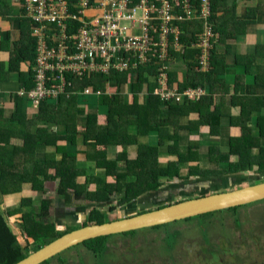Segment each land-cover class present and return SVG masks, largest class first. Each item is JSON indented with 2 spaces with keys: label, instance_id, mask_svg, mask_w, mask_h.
Returning <instances> with one entry per match:
<instances>
[{
  "label": "trees",
  "instance_id": "16d2710c",
  "mask_svg": "<svg viewBox=\"0 0 264 264\" xmlns=\"http://www.w3.org/2000/svg\"><path fill=\"white\" fill-rule=\"evenodd\" d=\"M26 14L24 12L22 18L25 20L27 28L20 30L21 39L13 44L10 51L11 59L6 70L7 72H17L20 76H22L21 65L27 62L33 65L36 59V40L31 31L32 23L26 18ZM189 27L190 24L181 27L182 44L186 49L178 54L172 53L177 64L182 60L186 62L188 57L193 60L191 64H188L190 79L179 88L184 90L203 87L208 91L207 96L200 101L188 102L184 100L180 103L158 98L154 95L157 83L156 79L154 80L156 72L152 66L139 68L136 78L133 77V72L112 73L109 76H86L84 80L75 83V86L78 91L86 87H91L93 91L102 90L104 94L98 97L97 105L84 109L78 102L79 95H73L69 98L64 96L56 102L44 101L37 110L36 122L46 118L45 125L55 123L59 125V128L57 133L53 132L52 136L47 135L46 138L45 130L47 131L49 126H46L44 131L40 130L41 128L38 129L36 135L33 136L34 143H31L30 146L35 145L36 147L40 143H48L56 148V153H62V157L60 159L50 158L48 155L43 164H39L36 160L25 163L28 170H25L24 177L21 174L18 178H7L6 156L0 157L2 160L0 194H6L8 188H15L17 184L21 186L23 183H27L30 184L33 192H38L43 196L47 194L44 189V181L52 180L59 182L57 195L64 197L66 205L72 204L74 198L103 203L109 202L112 196L119 198V205H123L149 190L157 189L172 179H182L181 169L184 164H189L186 178L190 176H223L242 171H254L256 168L258 171L255 173L264 174V143L260 138L256 140L252 136L253 125L249 129L244 126L243 135L239 138H232L231 154L229 155L232 156L233 153H236L240 158L237 163H231L228 169H204L199 156L200 144L184 145L182 143V134H199L202 126H210V133L215 136L220 133L222 127V115L218 113V103H216L217 98L215 97L216 84L220 81L217 75L220 74L222 59L219 57L216 60V52L213 50L209 72L201 71L197 63L199 51L193 49L190 51L191 44L185 38L188 36ZM30 70L32 72V68ZM2 72L4 71L2 70ZM31 72H29V79L25 85L27 89L33 85ZM174 76L171 73L170 80L175 82ZM1 78L3 79V77ZM108 83L111 86L110 90L114 92L113 96L106 93ZM126 87L131 96L124 93ZM23 105V100H15L16 110H21ZM0 115H2L1 108ZM240 115L245 119L250 114L242 112ZM260 118L255 127L260 128L258 133L262 138L264 137V118ZM79 119L83 122H78ZM30 123L26 116L13 114L11 118L6 119L0 125V142L5 141L3 133L6 134L12 129L19 133L24 130V125ZM245 124L253 123L250 119ZM171 126H174L173 134L170 133ZM149 133L157 134L158 143L155 145L140 144L139 137L149 136ZM4 143L7 144L6 141ZM80 143L85 146L96 145L98 147L92 158L97 163V169H103V171L100 175L87 177L83 184H76V178L86 174L84 169L75 171L74 158L81 152L78 148ZM111 147L114 148L113 159L108 157ZM253 147L259 149L258 155L253 154ZM216 155H220V151L210 146L209 161L217 162L214 159ZM229 155L224 156L225 161L222 162H229ZM162 156H172L173 159L168 160L166 164H161ZM50 168L55 169V175L48 174ZM70 178H72V183L68 182ZM92 183L97 185L94 191L89 190ZM32 202L31 198H23L18 210L7 214L13 215L26 211L22 215L23 224L20 226L27 238L33 241L34 247L31 252H35L69 231L57 230L56 225L59 222L49 214L52 203L50 200L42 201L39 212H32ZM114 209L111 207L110 211L113 212ZM106 215V211L102 212L95 208L90 211L80 227L108 222L109 219ZM77 228L79 227L75 229ZM159 229L161 227L153 228V230ZM137 232L126 233L123 236L134 237ZM111 237L115 236L98 238L81 245L87 248L93 258L103 257L109 252L108 243ZM28 249V245L25 246L18 241L9 225L8 217L0 213V264L20 262L31 253L27 251ZM50 261L44 264H50ZM214 261L216 264H222L216 254L209 264H214ZM62 264H64L63 261Z\"/></svg>",
  "mask_w": 264,
  "mask_h": 264
},
{
  "label": "built area",
  "instance_id": "2783aa9c",
  "mask_svg": "<svg viewBox=\"0 0 264 264\" xmlns=\"http://www.w3.org/2000/svg\"><path fill=\"white\" fill-rule=\"evenodd\" d=\"M23 2L36 40L33 86H24L12 95L29 100L35 110L44 101L56 102L64 96H102V90L93 91L91 87L77 90L75 83L86 76L133 72L136 78L137 70L147 66L155 69L154 95L162 100L196 102L208 94L203 87L180 90L171 84L170 73L175 63L172 53L186 49L181 27L194 22L201 33L190 48L199 51L201 71L209 72L212 51L219 42L213 0ZM110 87L108 83L106 93L113 96Z\"/></svg>",
  "mask_w": 264,
  "mask_h": 264
},
{
  "label": "crops",
  "instance_id": "0c3cea01",
  "mask_svg": "<svg viewBox=\"0 0 264 264\" xmlns=\"http://www.w3.org/2000/svg\"><path fill=\"white\" fill-rule=\"evenodd\" d=\"M22 2L23 0H0L1 66L2 64L6 65L10 61V51L13 48V44L19 42L21 39L20 30L27 28L25 20L22 18L25 12ZM213 20L216 25V32L219 35V42L215 45L214 49L216 50L214 52H216V60L219 57L222 59L220 61V74L217 75L220 81L216 84L215 94L217 98L216 103H218V113L222 115V127L220 133L215 136L211 135L210 126H202L199 134H182V143L184 145L189 143L200 144L199 155L201 161H209L210 146L218 148L221 153L229 154L232 148V138L241 137L244 126L246 129H249L245 122L250 119L257 120V118L261 119L260 117L264 118V0H213ZM7 24H10V31L3 33L5 31L3 27ZM191 24L194 25H190L188 30L189 37L187 36V42L190 44L197 41V37L201 33L197 23L194 22ZM190 51H192V48ZM9 57V61L6 62ZM192 61L188 57L186 60L187 63L185 60H182L178 62L179 64L175 62L172 66L171 73L176 78L175 82H172L176 86H183L190 79L187 65L191 64ZM1 66L0 103L2 115H0V125L6 119L11 118L13 114H21L23 117L26 116L27 121L31 123L26 126L24 125V130L19 133L14 132L13 129L9 130L6 134L3 133V138L7 144L4 143L5 141L0 142V157L6 156L5 161L8 164V168L6 169L7 178H18L21 174L24 177L25 170H28L25 163L36 160L39 164H43L48 155L50 158H59L60 154L56 153L55 147L48 143H40L36 147L35 145L30 146L31 143H34L33 136L36 135L40 128V130L44 131V128L49 126V129L47 131L45 130V138L47 135L52 136L53 129L50 124L55 123L45 125L46 118L36 122L35 118L38 115V111L33 109L31 102L27 99L11 95V93L14 94L26 85L32 65L29 62L21 65L20 73L22 76L17 72H7L6 70H3L5 73H2ZM255 82H258V84L255 85ZM112 93L114 94L113 91ZM124 93L131 96L127 87L124 89ZM15 100H23L24 105L21 107V110L15 109ZM89 107H93V105L89 106L85 104L83 106L84 109ZM242 112L250 115L244 119L240 115ZM54 127L59 128L58 125ZM258 130H260L259 127H253L252 136L258 137ZM170 133H174V126L170 127ZM152 136L157 137L158 143L157 134L152 135L151 133H149V136H140L139 143L142 145H154L152 138H150ZM24 138L28 140L25 141ZM149 139L151 140L150 142ZM78 148L81 152L78 154L77 162H85V169L87 170V176H81L84 183L87 177L97 175L95 171L97 169L96 161L92 158L96 151L92 150L91 145L85 146L80 144ZM253 150L254 153L257 152L255 149ZM114 155V148L111 147L108 151V157L113 159ZM1 163L2 160L0 159V167H2ZM55 173L54 168L48 170V174L50 175H55ZM58 183V181L55 182L56 190L52 193L53 196L49 198H46L45 195L42 196L38 192H33L30 184L27 183H23L21 186L17 184L15 188H8L6 194H0V213L8 217L9 225L14 234L21 236L17 228V223L20 219L22 220V214L8 215L7 213L12 212L13 208L11 206L18 208L23 198H31L32 201L37 200L36 198L39 194L43 197V200L47 199L52 202L57 197ZM46 195L49 194L47 193ZM60 198L64 199L62 196ZM72 205L74 203L68 206ZM34 206L31 209L34 207L35 211L33 209L32 211L39 212L40 206ZM23 239H20L23 242L18 241L24 243L25 246L28 245L30 248L33 241L26 236Z\"/></svg>",
  "mask_w": 264,
  "mask_h": 264
},
{
  "label": "rangeland",
  "instance_id": "374dc122",
  "mask_svg": "<svg viewBox=\"0 0 264 264\" xmlns=\"http://www.w3.org/2000/svg\"><path fill=\"white\" fill-rule=\"evenodd\" d=\"M3 30H5L3 33H6V31L9 32L10 24H7L5 27H3ZM9 59L10 57L6 62H8ZM9 62L6 65H0L1 71L8 69L7 65ZM256 84H258V82H255V85ZM78 102L82 107L85 104L89 106H95L98 104L99 98L95 93L79 94ZM257 117L259 116L257 115ZM254 120L255 119H252L253 124L247 125L248 128L252 127V125L253 127L258 125L260 119L257 118V120ZM78 122L82 123L83 121L79 119ZM50 126L52 127L53 132H58V128L54 127L56 124H50ZM254 137L256 139L260 138L262 141H264V137ZM150 138H152V143L155 145L157 143V137L152 136ZM150 141L151 140L149 139V142ZM91 147L92 150L97 152L98 147L96 145H91ZM253 148L257 151L254 153L253 150V154L258 155L260 153H258L259 149L256 147ZM78 154L74 158V164L76 166L75 171L78 169H84L86 171L85 175L87 176L85 162H77ZM229 154H231V150ZM229 154L226 155L220 152V155H216L214 158L217 160V162H209L208 160H205L202 161V167L204 169L212 170H218L220 168L226 169L231 165V163H237L240 158V156L236 153H233L232 156ZM228 155L230 161L222 162L225 161L223 159L224 156ZM61 157L62 153H60L59 159ZM171 159H173L172 156H162L160 158V163L166 164L167 161ZM69 160L73 161L71 158H69ZM96 167H98L97 163ZM188 167L189 164H184L182 166L181 176L183 178H186L188 175ZM95 171L97 175H100L103 169L98 168L95 169ZM257 171L258 169L256 168L254 172ZM69 181L72 183V178H70L68 182ZM83 181L84 180L81 179V176L76 178V184H82ZM55 187L56 184L52 180L44 181L45 192L49 194H45L46 198L52 196V193L55 192L54 190H56ZM96 187L97 185L92 183V185L89 186V190L94 191ZM59 197L61 196L57 195V197H55L53 205L51 204L52 207L50 206L49 214L55 218L59 224L65 225V217L62 216L64 215L63 209L65 208H62L56 204V200ZM36 199L37 200L32 202L31 206L42 205L43 197L40 194ZM80 201H86L87 203L86 199H81ZM74 202H76V198H74ZM11 207L13 208L12 212H15L19 208H15L16 206ZM34 207L32 208L33 211H35ZM39 209L41 210L40 207ZM25 213L26 211L20 212L19 214L24 215ZM110 215H112L111 211L110 213H107V219ZM22 224L23 222L20 219L17 223V228L20 231L22 237L19 234L16 236L21 242L23 241L20 239H25L26 236V234L21 229L20 225ZM28 226H30V224H28ZM256 240H258V244H255ZM223 243L228 244L232 249H234V252L237 255L233 258L235 264H253V261L250 258L261 259L262 263L264 262V201L249 206L236 208L235 210L232 209L229 211L192 218L188 222H177L165 227H161L159 230H141L138 231L134 237H126L123 236V234L111 237L108 243L109 254L107 253L103 257L93 258L92 254L87 251V248L83 247V245H80L66 251L55 259H52L50 264H62V261L64 264H209L208 261L213 259V256L216 253H218L223 264H228V261H230L232 257L228 258L226 253L218 250L220 244ZM33 247L34 244H32L27 251L31 252ZM228 252L230 251L228 250ZM204 257L206 259L201 261L200 259ZM257 261L258 260H255L256 264H258ZM214 264H216L215 261Z\"/></svg>",
  "mask_w": 264,
  "mask_h": 264
},
{
  "label": "water",
  "instance_id": "95a60500",
  "mask_svg": "<svg viewBox=\"0 0 264 264\" xmlns=\"http://www.w3.org/2000/svg\"><path fill=\"white\" fill-rule=\"evenodd\" d=\"M263 201L264 174L254 171L174 180L117 206L108 222L82 227L83 220L93 209L110 213V208L117 205L116 196L108 203L89 201L83 208L68 206L65 199L59 197L56 204L65 208L62 216L66 224L57 223V230L69 232L16 264H44L91 240L162 227Z\"/></svg>",
  "mask_w": 264,
  "mask_h": 264
},
{
  "label": "flooded vegetation",
  "instance_id": "af4514ba",
  "mask_svg": "<svg viewBox=\"0 0 264 264\" xmlns=\"http://www.w3.org/2000/svg\"><path fill=\"white\" fill-rule=\"evenodd\" d=\"M224 176V175H223ZM191 177H205V176H190L189 178H191ZM222 177V176H221ZM183 179H188V178H182V179H174V180H183ZM173 179L171 180V181H169V182H167V183H170V182H172V181H174ZM167 183H165V184H167ZM165 184H163V185H165ZM163 185H161V186H163ZM160 186V187H161ZM160 187H158L157 189H154V190H149V191H155V190H158ZM148 192V191H147ZM81 200V199H80ZM79 199H76V202H74V200H73V203H74V205H72L71 207H86L88 204H89V201H87V203H86V201H84V202H81ZM116 200H117V205L116 206H114V210H116V207L117 206H120L119 205V198H117L116 197ZM53 202H54V200H52V205H53ZM93 202H96V201H93ZM103 203H108V202H103ZM52 205H51V207H52ZM113 210V211H114ZM215 214V213H214ZM185 221H187V220H185ZM168 226V225H167ZM258 240H256V242H255V244H258V242H257ZM259 248V247H258ZM197 250V249H196ZM218 250L219 251H221V252H224V253H226V256L228 257V258H230V257H232L231 258V263L230 264H235V262H234V256H237L236 255V253L234 252V249H232L228 244H226V243H223V244H220V247H218ZM228 250L230 251V252H228ZM230 253V254H229ZM206 254H207V251H206ZM216 255H217V257H219V255H218V253H216ZM213 258H214V256H213ZM220 258V257H219ZM204 259H206L205 257L204 258H201L200 260L201 261H203ZM252 261H253V264H256L255 263V260H258L257 262H258V264H264V262L262 263V260L261 259H255V258H250ZM213 259H211L210 261H212ZM210 261H208V262H210ZM221 263H222V260H221ZM223 264V263H222ZM228 264H229V261H228Z\"/></svg>",
  "mask_w": 264,
  "mask_h": 264
},
{
  "label": "clouds",
  "instance_id": "9594fccd",
  "mask_svg": "<svg viewBox=\"0 0 264 264\" xmlns=\"http://www.w3.org/2000/svg\"><path fill=\"white\" fill-rule=\"evenodd\" d=\"M190 25H192V24L190 23ZM35 56H36V53H35ZM34 64H35V62H34ZM34 64H33V65H34ZM211 64H212V58H211ZM33 65H32V66H33ZM31 73L33 74V69H32V72H31ZM170 74H171V73H170ZM132 78H133V77H132ZM155 79H156V78H154V80H155ZM131 80H132V79H131ZM170 82H171L172 85H175L171 80H170ZM156 83H157V82H156ZM175 86H176V85H175ZM177 87H178V86H177ZM178 88H179V87H178ZM127 89H128V88H127ZM179 89H180V88H179ZM186 89H187V88H186ZM128 90H129V89H128ZM180 90H181V89H180ZM206 91H207V89H206ZM207 92H208V91H207ZM11 95H12V93H11ZM207 95H208V94H207ZM207 95H206V96H207ZM158 98H159V97H158ZM259 174H260V173H259ZM173 180H174V179H173ZM170 225H171V224H170ZM166 226H167V225H166ZM31 253H32V252H31ZM31 253H30V254H31Z\"/></svg>",
  "mask_w": 264,
  "mask_h": 264
}]
</instances>
